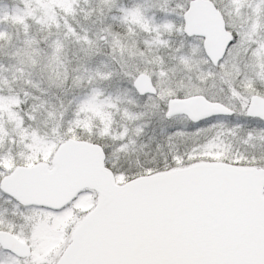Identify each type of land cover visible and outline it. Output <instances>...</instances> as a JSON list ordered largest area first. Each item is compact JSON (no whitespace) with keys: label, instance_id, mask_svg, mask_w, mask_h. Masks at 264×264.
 Returning a JSON list of instances; mask_svg holds the SVG:
<instances>
[{"label":"snow or ice","instance_id":"snow-or-ice-1","mask_svg":"<svg viewBox=\"0 0 264 264\" xmlns=\"http://www.w3.org/2000/svg\"><path fill=\"white\" fill-rule=\"evenodd\" d=\"M0 264H264V0H0Z\"/></svg>","mask_w":264,"mask_h":264}]
</instances>
